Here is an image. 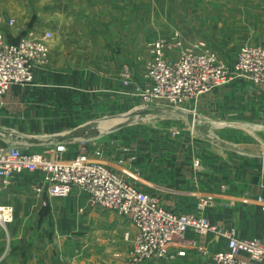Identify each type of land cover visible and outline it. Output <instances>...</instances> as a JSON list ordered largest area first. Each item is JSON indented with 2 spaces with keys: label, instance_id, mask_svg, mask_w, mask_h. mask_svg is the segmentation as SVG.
Returning a JSON list of instances; mask_svg holds the SVG:
<instances>
[{
  "label": "crops",
  "instance_id": "obj_1",
  "mask_svg": "<svg viewBox=\"0 0 264 264\" xmlns=\"http://www.w3.org/2000/svg\"><path fill=\"white\" fill-rule=\"evenodd\" d=\"M122 1L0 0V14L16 22L11 41L29 32L55 34L51 65L36 69L33 85L13 86L0 99V148L18 146L66 161L88 153L176 214L195 212L205 195L212 223L235 229L243 239H263L264 213L256 202L264 196L263 142L260 150L237 145L230 132L213 139L209 133L225 124L254 122L264 128V85L236 81L203 96L195 128L187 116L177 128L163 125L159 111L141 116L138 93L145 88L148 62L134 54L132 0L124 6ZM122 11L125 20L129 16L126 25H118ZM139 61L143 69L137 68ZM126 69L132 71L128 86ZM134 115L138 121L130 120ZM96 148L102 150L99 158ZM45 182L41 173L24 174L1 193L0 205L13 207L14 219L7 240L0 231V264L128 262L131 244L125 235L136 230L127 218L93 208L89 195L78 189L67 198L44 196L49 205L43 207L34 188ZM188 238L196 245L184 256L171 247L173 259L148 264H213L199 248L209 254L228 249L227 241L213 234L191 232Z\"/></svg>",
  "mask_w": 264,
  "mask_h": 264
},
{
  "label": "built area",
  "instance_id": "obj_2",
  "mask_svg": "<svg viewBox=\"0 0 264 264\" xmlns=\"http://www.w3.org/2000/svg\"><path fill=\"white\" fill-rule=\"evenodd\" d=\"M14 26V19L0 15V99L13 86L33 85L36 69L50 64L51 33L29 32L14 43L5 33ZM199 47L197 52L185 51L181 35L176 34L167 52L174 49L179 55L171 60L165 56L164 41L155 45L156 57L147 65L143 74L145 88L138 93L139 112L172 109L199 118L200 99L214 90L235 80L264 85V44L243 46L231 68L226 67L218 54L205 44ZM128 77V74L124 77L126 86L130 84ZM59 149L61 151L62 147ZM94 155L101 157L102 150L96 148ZM194 167L199 168L200 162L195 161ZM35 173L46 177L43 185L34 188L38 198H67L78 189L89 195L93 208L113 211L127 218L136 232L125 235V240L131 244V257L126 264L173 259L176 255L170 252L171 247L178 248L177 254L184 256L186 248L196 245L188 238L191 232L200 236L213 234L227 241L228 249L216 254L199 248L201 254L210 256L213 264H264V238L243 239L235 229L212 223L206 215L212 206L208 196L199 197L195 212L176 214L100 161L92 160L88 153L66 161L28 153L18 146L0 148V197L18 176ZM256 202L264 213V196H257ZM42 205L47 207L49 202L43 199ZM13 219L12 209L1 206L0 224L7 225Z\"/></svg>",
  "mask_w": 264,
  "mask_h": 264
},
{
  "label": "rangeland",
  "instance_id": "obj_3",
  "mask_svg": "<svg viewBox=\"0 0 264 264\" xmlns=\"http://www.w3.org/2000/svg\"><path fill=\"white\" fill-rule=\"evenodd\" d=\"M121 3L124 6L125 3H128V0ZM131 11V20L135 22L133 25L136 26L138 39L137 49L135 50L137 52L134 51V54H137V60L144 58L145 62H148L147 65L156 57L153 50L160 41L165 42V56L174 58V55H179V51L174 49L167 52L169 45L174 43L176 34L181 35L185 51L197 52L200 50L199 46L205 44L206 47L218 54L222 63L225 66L227 65L228 68L235 64L243 46L264 44V0H132ZM0 15L11 18L8 15ZM119 17L120 22L116 20L118 25H126V22H129V16L125 20L124 11L121 12ZM15 27L16 22L13 29ZM5 33L7 39L11 42V29ZM43 33L45 32H39L38 35ZM49 33L52 35L49 42L50 66L52 62L51 44L54 41L55 34L53 32ZM147 65H144V70H146ZM137 68L143 69V63L141 64L139 61ZM127 74L131 80L132 71L130 69H126L123 76L126 77ZM233 82H236V80ZM160 111L158 117L163 119V125L166 126L181 127L184 117H186V112L180 110L165 109L163 113ZM137 117L134 115L130 117V120H136ZM158 117L153 116L151 118L159 120ZM123 119L126 120L129 117ZM137 126H140V124ZM228 132L238 141L235 142L237 145L258 147L260 150L261 142L264 145V128L254 122L242 125L235 124L233 127L226 124L216 128L212 127L209 136L213 139L221 133L226 134ZM10 208L14 216L13 207ZM9 224H0L1 237L4 240L8 239Z\"/></svg>",
  "mask_w": 264,
  "mask_h": 264
},
{
  "label": "water",
  "instance_id": "obj_4",
  "mask_svg": "<svg viewBox=\"0 0 264 264\" xmlns=\"http://www.w3.org/2000/svg\"><path fill=\"white\" fill-rule=\"evenodd\" d=\"M157 110H148V111H144L141 113V116H146V115H156L157 114ZM187 120H188V123L191 127L195 128L197 127V122L199 121V118L198 117H195L191 114L187 115Z\"/></svg>",
  "mask_w": 264,
  "mask_h": 264
},
{
  "label": "trees",
  "instance_id": "obj_5",
  "mask_svg": "<svg viewBox=\"0 0 264 264\" xmlns=\"http://www.w3.org/2000/svg\"><path fill=\"white\" fill-rule=\"evenodd\" d=\"M11 42H14V43H15V42H18V41H13V40H12Z\"/></svg>",
  "mask_w": 264,
  "mask_h": 264
}]
</instances>
